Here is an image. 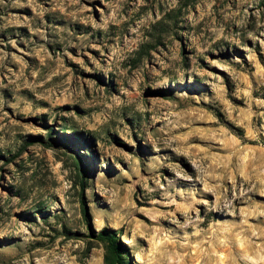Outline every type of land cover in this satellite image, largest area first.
Instances as JSON below:
<instances>
[{
  "label": "rangeland",
  "instance_id": "rangeland-1",
  "mask_svg": "<svg viewBox=\"0 0 264 264\" xmlns=\"http://www.w3.org/2000/svg\"><path fill=\"white\" fill-rule=\"evenodd\" d=\"M104 228L264 264V0H0V264H110Z\"/></svg>",
  "mask_w": 264,
  "mask_h": 264
},
{
  "label": "trees",
  "instance_id": "trees-1",
  "mask_svg": "<svg viewBox=\"0 0 264 264\" xmlns=\"http://www.w3.org/2000/svg\"><path fill=\"white\" fill-rule=\"evenodd\" d=\"M176 16H172L170 18L174 19ZM165 24L162 21H158L157 25L155 26V30L161 31L164 30ZM148 43L144 44L140 47V50L138 51V57L141 55H144L148 51ZM52 130L50 129L49 132ZM82 178L85 179L84 171L82 170ZM95 237L99 240L105 241L107 243L108 249L111 253V263L110 264H130V262L127 260V257L125 255L126 250L125 246L123 247V244L119 242L118 236H116V233L114 230L109 229H102L98 233L95 234Z\"/></svg>",
  "mask_w": 264,
  "mask_h": 264
}]
</instances>
